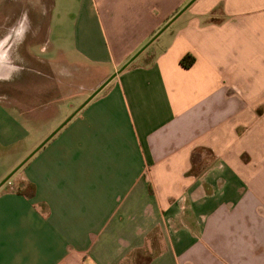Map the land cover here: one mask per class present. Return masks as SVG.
Wrapping results in <instances>:
<instances>
[{
    "label": "crops",
    "instance_id": "0c3cea01",
    "mask_svg": "<svg viewBox=\"0 0 264 264\" xmlns=\"http://www.w3.org/2000/svg\"><path fill=\"white\" fill-rule=\"evenodd\" d=\"M187 1L0 0V14L34 4L33 21L7 15L6 41L46 18L40 51L108 67L105 81ZM59 6L72 30L54 38ZM188 9L0 187V264H264V0ZM27 122L0 100V183L37 148Z\"/></svg>",
    "mask_w": 264,
    "mask_h": 264
},
{
    "label": "rangeland",
    "instance_id": "374dc122",
    "mask_svg": "<svg viewBox=\"0 0 264 264\" xmlns=\"http://www.w3.org/2000/svg\"><path fill=\"white\" fill-rule=\"evenodd\" d=\"M188 1L183 4H187ZM63 5L68 6L67 12L70 17L71 14L74 15L78 6V4ZM33 8L34 4H25L24 8L11 9V11L7 9L0 14V100L15 107L28 121L27 125L33 135L31 142L36 138L37 147L47 138L44 134L50 135L63 123L75 111L73 105L78 106L84 102L90 92L97 88L110 72L108 67L84 62L72 54L50 57L48 55L52 52L51 49L42 53L40 49L45 45L48 35V24L44 22L46 18H39L38 22L42 23L37 25L22 26L21 34L16 35L13 41L11 39L6 41L8 34L17 26L13 24L15 18L24 17L28 22L29 15L31 21L34 20ZM64 11L66 8L61 10L60 6L54 9L51 19L54 38L58 37L59 33L69 34L72 30V25L64 26L60 22ZM7 15L15 18L8 22L5 20ZM217 16V18L221 17L219 9ZM148 42L149 40L144 42L142 47ZM157 42L151 44L145 52L157 49L160 45ZM29 44L36 45V52L34 46H30L31 51H27ZM145 60L142 57L139 62L144 63ZM16 176L17 174L11 178L12 182L15 181Z\"/></svg>",
    "mask_w": 264,
    "mask_h": 264
},
{
    "label": "water",
    "instance_id": "95a60500",
    "mask_svg": "<svg viewBox=\"0 0 264 264\" xmlns=\"http://www.w3.org/2000/svg\"><path fill=\"white\" fill-rule=\"evenodd\" d=\"M196 0H191L186 4L165 26H163L135 55H133L118 71L107 78L62 124H60L37 148L29 154L4 180L0 187L6 183L15 172H17L39 149H41L60 129H62L82 108H84L113 78L125 70L137 57L142 54L180 15H182Z\"/></svg>",
    "mask_w": 264,
    "mask_h": 264
},
{
    "label": "trees",
    "instance_id": "16d2710c",
    "mask_svg": "<svg viewBox=\"0 0 264 264\" xmlns=\"http://www.w3.org/2000/svg\"><path fill=\"white\" fill-rule=\"evenodd\" d=\"M180 11V10H179ZM178 11V12H179ZM217 11V10H216ZM177 12V13H178ZM176 13V14H177ZM175 14V15H176ZM171 19V18H170ZM169 19V20H170ZM168 20V21H169ZM135 61L136 60H134L132 63H131V65H133L134 63H135ZM195 61H196V57L192 54V53H188V54H186L182 59H181V63H182V65L183 66H185L186 68H189V67H191L194 63H195ZM192 171H195V168H193L192 169ZM27 188L29 189V188H31V190L29 191L28 189L26 190V192L29 194V195H34V193H35V188H34V185L33 184H29L28 186H27Z\"/></svg>",
    "mask_w": 264,
    "mask_h": 264
}]
</instances>
